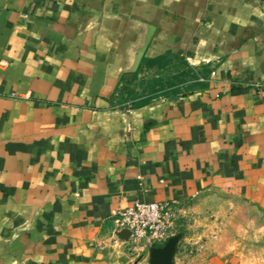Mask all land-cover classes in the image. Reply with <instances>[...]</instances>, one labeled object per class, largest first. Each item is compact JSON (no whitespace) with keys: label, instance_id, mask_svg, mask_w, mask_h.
I'll return each instance as SVG.
<instances>
[{"label":"crops","instance_id":"1","mask_svg":"<svg viewBox=\"0 0 264 264\" xmlns=\"http://www.w3.org/2000/svg\"><path fill=\"white\" fill-rule=\"evenodd\" d=\"M171 59L204 85L118 97ZM209 192L264 212V0H0V264H152L113 210Z\"/></svg>","mask_w":264,"mask_h":264},{"label":"rangeland","instance_id":"2","mask_svg":"<svg viewBox=\"0 0 264 264\" xmlns=\"http://www.w3.org/2000/svg\"><path fill=\"white\" fill-rule=\"evenodd\" d=\"M203 76L179 59H171L167 66L134 75L118 97L132 107L200 89ZM169 213L171 233L166 242L175 241L178 256L215 254L236 257L237 264H264V212L254 206L209 192L185 205L170 204ZM144 247L134 251V257H147L151 246Z\"/></svg>","mask_w":264,"mask_h":264},{"label":"built area","instance_id":"3","mask_svg":"<svg viewBox=\"0 0 264 264\" xmlns=\"http://www.w3.org/2000/svg\"><path fill=\"white\" fill-rule=\"evenodd\" d=\"M169 206L167 202H136L133 206L113 210L116 238L122 239V232L128 231L127 240L133 253L144 246L163 244L171 233Z\"/></svg>","mask_w":264,"mask_h":264},{"label":"water","instance_id":"4","mask_svg":"<svg viewBox=\"0 0 264 264\" xmlns=\"http://www.w3.org/2000/svg\"><path fill=\"white\" fill-rule=\"evenodd\" d=\"M129 232L123 231L121 236L125 239L129 238ZM175 241H167L163 246H154L155 250L152 255V264H172V259L175 251Z\"/></svg>","mask_w":264,"mask_h":264}]
</instances>
